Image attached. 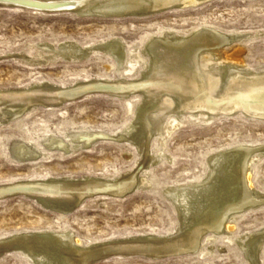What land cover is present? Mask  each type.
<instances>
[{
    "label": "rangeland",
    "instance_id": "374dc122",
    "mask_svg": "<svg viewBox=\"0 0 264 264\" xmlns=\"http://www.w3.org/2000/svg\"><path fill=\"white\" fill-rule=\"evenodd\" d=\"M30 1L56 8H71L72 2ZM76 11L0 5V91L46 83L74 92L89 86L91 79L138 81L150 63L148 59L145 65L133 64L131 49L144 51L148 41L157 36L169 32L189 35L201 27L241 35L233 46L215 53L219 62L264 72V0H208L198 6L175 7L145 16H91ZM114 39L120 40L126 51L122 66L117 65L113 54L98 47ZM61 43L94 48L84 56L67 57L55 50ZM235 48L243 50L238 62L227 57ZM142 102L140 92L118 96L96 90L60 103L33 104L12 117L3 110L5 102L0 101V187L47 179H115L134 169L149 180L123 197H85L69 212L61 210L64 213L29 194L2 197L0 239L23 232L71 231L83 246H94L148 235L176 236L187 223H182L164 190L202 183L211 169L209 158L220 151L242 145L257 149L264 146L263 117L217 113L201 121L187 113H176L177 126L167 133L156 131L147 139V148L153 153L147 158L133 141L114 136L129 135L136 129L135 118ZM8 107L15 109L18 105ZM92 132L107 136H97L89 146L76 139ZM53 137L66 141L68 148L49 145ZM19 144L30 147L35 155L29 156L23 149L24 156L19 155L15 150ZM248 177L253 187L264 193V150L251 162ZM201 206L186 214L185 221L197 216ZM244 211L231 220L226 232L206 233L198 253L165 258L112 255L94 264H251L237 239L264 229V202ZM258 254L264 264V240ZM0 264L35 262L15 249L0 254Z\"/></svg>",
    "mask_w": 264,
    "mask_h": 264
},
{
    "label": "bare ground",
    "instance_id": "6f19581e",
    "mask_svg": "<svg viewBox=\"0 0 264 264\" xmlns=\"http://www.w3.org/2000/svg\"><path fill=\"white\" fill-rule=\"evenodd\" d=\"M71 1V8L79 13L119 17L151 15L175 7L198 6L208 0ZM47 2L49 1H45ZM240 37L239 34L225 33L212 27H201L189 35L169 32L149 40L144 51L130 50L133 64L145 65L149 59V68L138 81L91 79L89 86L80 87L74 92L45 83L23 90L0 91V101L5 102L3 110L16 117L33 104L60 103L66 97L72 100L71 98L83 92L102 90L118 96L140 92L143 102L136 114V129L129 135L118 133L114 136L133 141L136 149L145 157L153 156L147 148V139L156 131L167 133L173 126H177L178 117L173 116L176 113H187L201 121L209 119L213 114L235 112L264 118V72L254 73L243 69L239 64L226 65L215 57L216 52L232 45ZM51 47L50 45V49ZM98 47L113 54L118 66L123 65L126 51L120 40L114 39ZM93 48H82L75 43H61L55 50L67 57H79L88 54ZM242 54L241 48H235L227 57L238 62ZM14 104L18 107L9 109L8 106ZM97 136L106 137L107 134L92 132L76 139L89 146ZM65 142L53 137L48 144L68 148ZM21 149L29 156L35 155L30 147L19 144L15 150L21 156H24ZM260 150H264V146L257 149L252 145H242L220 151L209 158L211 169L202 183L168 186L164 190L178 209L182 223H187L186 229L176 236L148 235L83 246L71 231L23 232L0 239V245H3L0 246V254L4 248L16 246V250L24 252L35 264H94L112 255L165 258L194 254L201 248L202 238L206 233L214 235L226 232L231 228L228 224L232 219L248 207H256L264 202V193L257 191L248 177L249 166L259 156ZM148 183L149 180L138 175L134 169L115 179H47L10 185L32 187L34 197L42 203L67 212L85 197H123ZM200 205V213L185 221L186 214L192 210L196 212ZM263 240L264 229L251 232L244 239H237L245 256L254 264H263L258 254Z\"/></svg>",
    "mask_w": 264,
    "mask_h": 264
},
{
    "label": "water",
    "instance_id": "95a60500",
    "mask_svg": "<svg viewBox=\"0 0 264 264\" xmlns=\"http://www.w3.org/2000/svg\"><path fill=\"white\" fill-rule=\"evenodd\" d=\"M0 5H20L23 7H27L33 10H40V11H59V10H65V9H72L69 7H62V8H56L54 5H49L46 6L45 4H39V3H35V2H30V1H25V0H0ZM83 93L78 94L77 96H74L73 98H78L80 96H82ZM71 98V99H73ZM65 100H70L69 97H66ZM3 189H0V198L2 197H6V196H10V195H14V194H29L31 196H35L34 192L32 191L33 188L32 187H25V185H5L2 187ZM37 198V197H36ZM38 201H40L42 203L41 200H39L37 198ZM44 204V203H42ZM46 205V204H44ZM47 207H51L54 208L52 206L46 205ZM57 209V208H55ZM1 247L3 245H0ZM16 249V246L10 248V246L8 248H4V250L2 251V253L11 250V249ZM1 253V254H2Z\"/></svg>",
    "mask_w": 264,
    "mask_h": 264
}]
</instances>
